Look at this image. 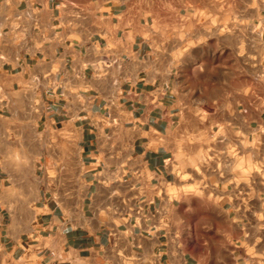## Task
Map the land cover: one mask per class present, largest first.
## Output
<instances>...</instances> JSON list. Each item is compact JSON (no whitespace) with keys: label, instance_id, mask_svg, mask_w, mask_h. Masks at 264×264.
Instances as JSON below:
<instances>
[{"label":"crops","instance_id":"0c3cea01","mask_svg":"<svg viewBox=\"0 0 264 264\" xmlns=\"http://www.w3.org/2000/svg\"><path fill=\"white\" fill-rule=\"evenodd\" d=\"M0 264H264V0H0Z\"/></svg>","mask_w":264,"mask_h":264},{"label":"rangeland","instance_id":"374dc122","mask_svg":"<svg viewBox=\"0 0 264 264\" xmlns=\"http://www.w3.org/2000/svg\"><path fill=\"white\" fill-rule=\"evenodd\" d=\"M196 171H197V172H201V170H200L199 168H197V167H196ZM186 177H187V176H186Z\"/></svg>","mask_w":264,"mask_h":264}]
</instances>
